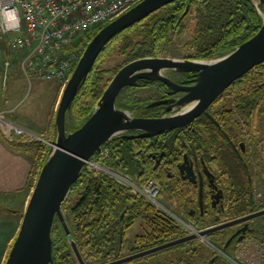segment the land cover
Returning <instances> with one entry per match:
<instances>
[{
  "label": "trees",
  "instance_id": "obj_1",
  "mask_svg": "<svg viewBox=\"0 0 264 264\" xmlns=\"http://www.w3.org/2000/svg\"><path fill=\"white\" fill-rule=\"evenodd\" d=\"M188 5L190 8L185 14ZM260 8H262L261 5ZM191 19L195 22L194 35L184 44V48L191 51V54L186 57L189 59L210 60L222 57L253 37L263 24V17L254 0H176L164 6L147 18L119 32L104 47L87 79L80 85L72 108L67 113L68 130L81 127L90 118L106 87L121 67L138 58L162 56L168 47L186 32ZM101 28L89 31L78 41L87 45ZM116 48H119L122 55L128 57L126 63L114 71L102 68L103 59ZM181 74V81L194 82V73ZM140 83V86L124 88L117 100V105L132 111L136 110L135 115L141 117H158L168 114L169 112L166 110L161 111L160 107H147L152 100H142L131 93L137 88L165 86L166 84L151 80H142ZM225 97L228 98L229 104L227 105L229 106L218 111L220 100ZM262 116H264V62L234 81L212 108L202 117L197 118L193 123L196 132L187 131L188 127L185 126L156 136L151 142L155 144L154 150L158 154L164 153L166 157L170 158H175L178 156L177 153L182 148L184 149L183 141L185 140L187 145L200 146L205 160L211 158L212 163L217 167L224 158L231 161L230 167L235 171L236 183L234 185L238 190L241 189L242 193L240 192L241 198L236 202V208H233L225 217L243 215L257 209L258 200L255 191L252 192L254 187L250 166L253 159L264 165V148L260 150V145L255 144L253 151L247 152V159L244 163L240 159L237 160L238 162L233 160V156H231L233 151L230 150L229 145L222 144L223 142L220 141L222 145L215 150L213 143L217 136L225 137L231 127L238 137L245 131L248 132L256 128L261 130ZM216 122H220V128H223L225 134L220 132L218 135L216 134L218 131ZM199 124L205 125L206 129H200ZM242 125H245L246 129L241 128ZM52 126L53 132L50 140L53 142L56 137L55 120ZM121 139L124 140L121 142L119 141ZM146 139H114L105 145L109 150V156L106 159H101V162L111 168L131 174L141 183L154 179L162 185L163 177L151 171L142 180L137 175L141 169L139 164L144 159L143 154L148 152L145 149L151 143ZM9 143L20 149L36 148L31 181L29 182V188L32 189L35 183L32 179L33 174L39 175L50 147L38 142L23 143L20 140L9 141ZM263 165L261 169L264 171ZM131 193L132 191L119 185L108 176L96 174L88 169L84 170L73 185L68 200L63 204L67 210L65 220L71 232L70 236L93 264H104L113 259V251L118 244L114 228L115 218L120 209L134 198L132 194V198L129 200L128 196ZM136 200L139 211H142L144 207L147 213V229L150 233L148 236L140 237L138 241L140 249L159 246L185 235L182 228L167 215L140 197ZM12 211L19 214L21 221L24 211ZM261 233L262 231L258 236L250 238L258 239L264 235V232ZM261 241V245L264 246V238ZM262 248L264 264V247ZM191 250L195 249L191 248ZM73 253L74 250L67 239V234L54 225L53 263L57 261L58 264H76Z\"/></svg>",
  "mask_w": 264,
  "mask_h": 264
},
{
  "label": "water",
  "instance_id": "obj_2",
  "mask_svg": "<svg viewBox=\"0 0 264 264\" xmlns=\"http://www.w3.org/2000/svg\"><path fill=\"white\" fill-rule=\"evenodd\" d=\"M174 1L176 0H143L103 26L87 44L61 93L55 116L56 137L37 177L17 236L4 264L53 263V227L57 219L62 222L66 234H70L63 213V204L68 200L73 185L83 174L86 161L100 153L107 143L119 137L129 139L156 137L193 123L208 111L234 81L264 62V13L259 6L264 4V0H254L263 17V24L253 37L232 52L210 60L148 56L130 61L113 76L90 118L81 127L69 131L67 113L72 108L80 85L87 79L104 47L119 32ZM189 8L190 5L185 14ZM170 72L194 73V82L190 85L178 84L170 77ZM141 80L161 81L170 88V95L183 94L176 99L155 101L147 105L155 107L171 103L166 109L168 114L158 117L136 116V110L119 107L117 100L124 88L139 86ZM176 109L180 110L175 112ZM206 171L209 172L207 169ZM202 185L201 183V187ZM262 216L264 209L225 222H219L217 219V224L202 230L200 234L208 236L213 232L246 223L244 228L238 230L228 240L226 249L238 233L246 231L250 221ZM242 237L238 240H242ZM196 238L197 235L188 234L106 264L126 263ZM71 244L77 251L81 263L86 264L78 252L75 241L72 240Z\"/></svg>",
  "mask_w": 264,
  "mask_h": 264
},
{
  "label": "built area",
  "instance_id": "obj_3",
  "mask_svg": "<svg viewBox=\"0 0 264 264\" xmlns=\"http://www.w3.org/2000/svg\"><path fill=\"white\" fill-rule=\"evenodd\" d=\"M141 1L0 0V41L8 44L12 57L19 60L21 70L29 80L59 81L65 86L87 46L78 39L115 20ZM12 59H7L4 64L5 82ZM6 112H0V118ZM0 129L10 142L20 140L23 143L38 142L51 146L44 137L10 121L0 120ZM108 156L109 150L105 147L94 158L86 161L85 169L92 170V166L103 165L102 174L130 188L167 214L163 205L157 202L162 190L159 182L149 179L137 184L121 171L101 162Z\"/></svg>",
  "mask_w": 264,
  "mask_h": 264
},
{
  "label": "flooded vegetation",
  "instance_id": "obj_4",
  "mask_svg": "<svg viewBox=\"0 0 264 264\" xmlns=\"http://www.w3.org/2000/svg\"><path fill=\"white\" fill-rule=\"evenodd\" d=\"M169 75L178 84H184V85L193 84V82L185 83L184 81H181L180 80V78L182 77L181 73L176 75L174 72V73H170ZM151 87L157 89L161 94L157 100H152L151 103L155 101L176 99L183 94V93H176L170 95L169 94L170 88L167 85L165 86L155 85ZM216 101L214 103H216ZM214 103L210 106V108H212ZM169 105H171V103H165L156 107H160L162 108L161 111H164L167 109ZM203 115L204 114H202L199 117H202ZM195 121H193V123H195ZM193 123L186 126L188 127L187 131L193 130V132H196V128L193 127ZM216 125L218 130L216 131V134L218 135L219 132L225 134L223 128H220L221 127L220 122H216ZM199 127L202 130L206 129L205 125L201 126V124H199ZM236 134L237 133H235V130H233V128L231 127L230 131L226 132L225 137L217 136V138L214 139L215 143H213V146H215L214 149L216 150V148H218L222 144L229 145L230 150L233 151V154H231V156H233V160L234 161L236 160V162H238L237 160L240 159L245 163L247 159V152L249 151V147L247 146V142L244 140L242 135L238 137L236 136ZM119 138H125V137H119ZM154 138L155 137H151V138H147L146 140L151 142ZM125 139H129V138H125ZM137 139H142V138H137ZM123 140L124 139H121L119 141L122 142ZM220 141H222L223 143L220 144ZM183 143L185 147L184 149L182 148V150L177 153L178 156H175V158L173 157L170 158V157H166L164 153L158 154L157 151L154 150L155 144L151 142L148 148L145 149L148 152L143 154L144 159L139 164L141 169L137 174L141 180L147 177L149 171L163 177L164 182L162 185H164L165 192L171 196L173 203L177 206L178 208L177 211L179 213L178 215L180 218L185 217L200 224L210 222V226H213L217 224V219H219V222H225L245 216L247 214L256 211L254 210L245 213L243 215H234V216L225 217L226 215L229 214L231 210H233V208H236V202L241 198L240 196L241 189L238 190L236 185H234L236 183L235 171L233 169L229 171L225 169L226 167L222 168L221 164L219 165L221 170L219 168L217 169L216 168L217 165L215 166L212 163L211 158L210 160L209 159L205 160L204 156L201 153L202 150L200 146L194 145L193 147L190 144L187 145L185 140L183 141ZM230 162L231 161L228 160L229 165L231 164ZM206 169L209 172H207ZM201 183L203 184L202 187H201ZM201 188H202V196H201ZM127 189L132 191L128 187ZM252 192H254L253 188H252ZM162 193H163V186L161 190V194ZM132 194L134 198L130 200L132 198L131 197ZM138 197L141 196L135 194L132 191V193L129 194L128 196L130 201L122 209H120L117 217L115 218L114 228L116 229L115 232H116V238L118 244L113 251L114 253L113 259H111L107 263L115 260L127 258L143 250L150 249V248L140 249V246L138 245L139 244L138 241L140 237L148 236V234H150L147 229V218H146L147 213H145L146 211L144 210V207L142 208V211L141 210L139 211L138 202L136 200ZM165 209L167 210L168 208L166 207ZM66 211L67 210L65 206H63L64 216L67 215ZM164 214L170 217L171 219L175 218L176 220H179V218L177 217L178 215L175 216L168 210H167V214L166 213ZM55 226H58L60 230L66 233L65 228L59 219L56 220ZM245 226L246 223H241L237 226H233L224 230L213 232L211 233V235H215L216 233H221V232H227L228 234H226L227 237L225 241V246H226L228 240L232 236H234L238 230L244 228ZM135 227L138 228V231L133 230ZM139 228L140 229L142 228V230H140ZM259 231L260 228L259 227L256 228L254 226V223L250 221L249 227L246 229V231L245 232L241 231L240 233H238L237 236L234 237V239L230 242V244L231 245L240 244L244 239H247L249 236L253 235L254 233L258 234ZM186 235L188 234H185L183 236ZM241 236H243L242 240H238V238ZM195 240L189 241V243L191 242L194 243ZM77 249L83 261L86 264H93L91 259L87 255H85L84 252H82L78 247ZM73 250H74L73 255L76 260V264H82L77 254V251L74 249V247ZM185 253L186 255H190L187 251ZM143 258L134 259L122 264H134L136 261ZM221 261H222L221 258L216 254L212 258H210L205 264H221ZM53 264H58V262L56 261L55 263L54 261Z\"/></svg>",
  "mask_w": 264,
  "mask_h": 264
},
{
  "label": "rangeland",
  "instance_id": "obj_5",
  "mask_svg": "<svg viewBox=\"0 0 264 264\" xmlns=\"http://www.w3.org/2000/svg\"><path fill=\"white\" fill-rule=\"evenodd\" d=\"M256 3H258V2H256ZM261 7L262 8H260V9L264 13V4L261 5ZM194 23L195 22H193L191 19L186 32L182 36L177 38L172 43V45H170L168 47L166 53H164L162 56L183 59V58H186L189 54H191V51L184 48V44L188 40H190L194 35V31H193ZM0 43H3L7 49L6 54L5 53L3 54L2 52H0V59H2L1 61H2V64L4 66L7 59H10V58L14 59V56L12 57L11 49L6 44L5 41H0ZM127 58L128 57L126 55H122L120 53L119 48H116L109 56H107L106 58L103 59V61L101 62V66L104 69L114 71L118 67L125 64L127 61ZM27 84H29V83H27ZM27 84L26 85L22 84L23 85L22 87L20 86V87H18V89H16L17 94H20L22 91L24 92V90H25V96H24L22 102L20 103V105L18 106V108L11 110L9 108H12V107H10L9 105H0V112L7 111L3 115V117L0 118V120L1 121H6V120L10 121L11 123L19 126L20 128H22L28 132H32V133H35L39 136H42L45 139H47L52 145V141L50 140V138L52 137L51 135H52L53 129H51L48 132L46 130H43V131L37 130V129H34L30 126H25V125L20 124L18 122L17 118H15V117H16L17 112H19L20 110H23L24 112L30 111V113H36V114H38L40 119L46 117V115L49 113V111L52 107V104L54 103V101L57 97L58 89L61 91L60 93H62L64 85L62 82H59V81H45V80H38V79L33 81L29 85H27ZM58 84H59V88H58ZM131 93L135 94L136 96H138L142 100H148V101L157 100L161 95L157 89L152 88V87L137 88L136 90H133ZM227 99L228 98L225 97L224 99L220 100V103H219L220 107H219V109L217 108L218 111L222 110L223 108H228L229 105H227V104H229V103H228ZM232 104H233V102H232ZM232 104H231V106H232ZM179 110L180 109H176L175 112H177ZM55 116H56V112H53V120H52L53 123L55 120ZM261 118L264 121V116H262ZM260 125H261V123H260ZM241 128L246 129V126L242 125ZM246 133H247V135H245ZM242 137L247 142V146L249 147L250 152L253 151V147H255V144H259L260 150H262V148H264V122H262L261 130H258L256 128V129H252L248 132L245 131V133L242 134ZM46 146L50 147V145H46ZM220 164H221L222 168L226 167L225 169H227L229 171L231 170V167H230L231 165H229L227 159L221 160ZM262 165H263L262 163L259 164V162L257 160L253 159L251 166H250V169L252 172V178H253V187H254L253 189L256 193V198L258 200V203L256 204L257 209H255V210H259V209L264 208V171L261 169ZM92 167H93V169L91 171L96 172V174H102L101 172L103 170L102 169L103 165L100 164L97 167H94V166H92ZM218 167H216V168L218 169ZM219 169H220V167H219ZM121 173H123L125 177L128 176L132 181L136 182L137 184H141V182L137 181L131 174H127L123 171H121ZM37 177L38 176L33 174V177H32L33 183L36 182ZM243 179H245V178H243ZM34 185H35V183H34ZM119 185H121V184H119ZM121 186H123V185H121ZM123 187H125V186H123ZM125 188H127V187H125ZM32 190H33V188H32ZM32 190L29 188V191H28L29 195L31 194ZM140 198L145 200L143 197H140ZM23 199L24 198L11 199L9 197L0 195V217L4 218L3 221H5V220L8 221L9 217H13L16 215L15 212H13L11 209L10 210L7 209V207H12V209L21 210V211H22V209H24L23 208L24 203L22 201H24L25 199L24 200ZM260 200H261V202H260ZM157 202L161 203L164 208L167 207L168 208L167 210L169 212H171L172 214H174L175 216H177L179 214L177 211L178 208L173 203L171 196L165 192L164 185H163V193L158 195ZM262 204H263V208H261ZM152 206H154V205H152ZM154 208L158 209L155 206H154ZM177 217L179 218L180 221L179 220H173V219L172 220L174 222H176V224L182 228V230L185 232V234L192 233V234L197 235L195 242L194 243L187 242V243L182 244V246L179 245L177 247H173V249H175V250L177 249V251H174V252H169V251H171L172 248L169 249V251L165 250V251L157 252L153 255L147 256L143 259L136 261L134 264H181L182 262H183L182 264H205L210 258H212L216 254L221 258V260H222L221 264H263V259H262L263 248L262 247H264V246L261 245V243H262L261 240L264 238V235L259 237L258 239L250 238V237H252V235H251L247 239H244L240 244H236V245L230 244L229 247H227L225 249V241H226V237H227L226 234H228L227 232H221V233H216L215 235L210 234L208 236H203L200 234V232L202 230H205V229L211 227L210 222L200 224V223L194 222L190 219H187L185 217L180 218L179 215ZM252 223H254V226L256 228H257V225H259V227L262 231L261 234H263V232H264V217H259L258 219H254V220H252ZM15 224L12 223V225H8L6 223L0 222V226H1L0 228L5 229L7 232L9 231L10 227L12 228L11 238L7 239V241L3 240V237L5 235L3 233H0V264L5 263L7 256L9 254V251H10V246L13 244V241L15 240V238L17 236V233L19 230V228H18L19 224L17 222H15ZM13 228H15L14 232H13ZM133 230L138 231V228L135 227ZM140 230H142V228ZM256 236H258V235L254 233L253 237H256ZM67 239L69 240V242L71 244V241L73 240V238L70 235H67ZM71 246H72V244H71ZM191 248H194L195 250L192 251ZM186 251L190 255H186V253H185ZM258 251H260L259 255L257 254ZM174 255L176 256V258H174ZM234 261H236V262H234Z\"/></svg>",
  "mask_w": 264,
  "mask_h": 264
},
{
  "label": "crops",
  "instance_id": "obj_6",
  "mask_svg": "<svg viewBox=\"0 0 264 264\" xmlns=\"http://www.w3.org/2000/svg\"><path fill=\"white\" fill-rule=\"evenodd\" d=\"M6 50H7L6 46H4L3 43H0V52L6 54L7 53ZM15 59L16 58L12 59V65L10 67L9 76L6 82L4 81V77H5L4 66L1 61L2 59H0V105H9L10 107H12L9 108L11 110L18 108V106L20 105V103L22 102L25 96V90L24 92L22 91L20 94H17L16 89H18V87L20 86L22 87L23 85H26L27 83L31 84L33 81L37 80V79L29 80L23 74L19 60L18 59L15 60ZM58 88H59V84H58ZM60 92L61 91L58 89L57 97L54 103L52 104V107L49 113L46 115V117L40 119L38 114L36 113H30V111L24 112L23 110H20L19 112H17L15 118H17L18 122L22 125L30 126L34 129L41 131L43 130H46L47 132L50 131L52 129V123H53L52 121L53 112L57 111L59 99L61 96ZM35 153H36L35 147H31L28 149L25 148L20 149L10 145L9 141L5 138L2 130L0 129V195L9 197L11 199L24 198L25 200L23 199L24 201H22L24 203L23 205L24 209L20 207L23 211H25V208L29 201V197L31 195V194L29 195L28 191H29V182L31 181L30 174L33 169ZM7 209L16 210V209H12V207H7ZM8 219L9 222L6 220L3 221L4 218L0 217V222L6 223L8 225H12V223L15 224V222H17L19 224L18 228L20 227L21 221L18 213H16V215L13 217H9ZM257 227H259V225H257ZM14 231L15 228H13V232ZM0 233H3L5 235L3 237V240L7 241V239L11 238L12 228L10 227L8 232L5 229L0 228ZM172 249L171 251H169V249L167 250L169 252H174L175 249L173 250ZM174 258H176L175 255Z\"/></svg>",
  "mask_w": 264,
  "mask_h": 264
},
{
  "label": "bare ground",
  "instance_id": "obj_7",
  "mask_svg": "<svg viewBox=\"0 0 264 264\" xmlns=\"http://www.w3.org/2000/svg\"><path fill=\"white\" fill-rule=\"evenodd\" d=\"M166 224V223H165ZM191 229V228H190ZM243 250V249H242ZM227 255V254H226ZM228 256V255H227ZM229 260V259H228ZM234 262H236V261H234Z\"/></svg>",
  "mask_w": 264,
  "mask_h": 264
}]
</instances>
